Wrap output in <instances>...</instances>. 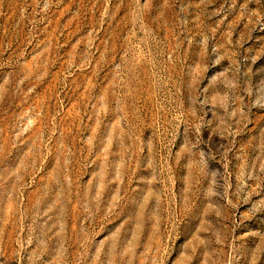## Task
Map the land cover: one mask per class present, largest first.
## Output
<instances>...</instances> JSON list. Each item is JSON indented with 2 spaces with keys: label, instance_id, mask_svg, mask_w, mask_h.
Masks as SVG:
<instances>
[{
  "label": "rangeland",
  "instance_id": "obj_1",
  "mask_svg": "<svg viewBox=\"0 0 264 264\" xmlns=\"http://www.w3.org/2000/svg\"><path fill=\"white\" fill-rule=\"evenodd\" d=\"M0 264H264V0H0Z\"/></svg>",
  "mask_w": 264,
  "mask_h": 264
}]
</instances>
